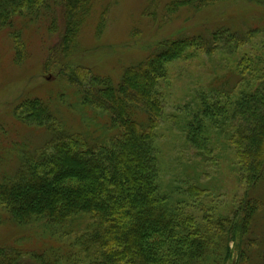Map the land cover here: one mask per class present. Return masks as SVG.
<instances>
[{"label": "trees", "instance_id": "16d2710c", "mask_svg": "<svg viewBox=\"0 0 264 264\" xmlns=\"http://www.w3.org/2000/svg\"><path fill=\"white\" fill-rule=\"evenodd\" d=\"M157 1L152 0L151 7ZM227 1L231 0H172L166 11L171 15L192 8L199 13ZM245 2L255 3L263 13L246 17L243 28L227 22L217 24L207 35L180 34L161 41L114 84L88 68L70 65L80 48L81 29L92 0H0V35L10 37L14 61L22 63L26 56V26L46 21L58 39L47 50L44 70H56L55 80L76 88L74 96L84 108L107 115L106 120L97 118L100 125L87 127L82 112L77 117L69 108L61 111L52 99L31 95L4 107L6 126L17 129L11 132L12 137L22 139L17 144L10 138V146L0 139V229L12 226L16 232L43 222L44 230H49L47 236L70 243L31 251L4 239L0 241V264H220L222 260L264 264V226L257 221L261 208L256 198L264 181V78L256 91L240 97L231 118L221 123L215 117H225L228 111H217L214 104L202 100L181 142L182 150L190 152L184 164L190 183L199 179L201 163L210 161V140L219 134L229 137L237 157L233 169L238 168L248 186L239 206L240 222L234 217L209 227L184 216L186 199L180 191L173 190L172 196L161 192L163 165L155 134L163 115L155 93L168 63L190 51L212 54L219 43L228 47L233 44L230 42H234L232 47L245 44L264 30L253 26L264 22V0ZM106 17L105 11L98 37L107 24ZM237 83L240 81H234L227 92L214 89V82L208 95H230ZM69 105L76 106L75 100ZM26 138L33 143H23ZM199 187L193 184L185 191L193 203L204 193Z\"/></svg>", "mask_w": 264, "mask_h": 264}, {"label": "rangeland", "instance_id": "374dc122", "mask_svg": "<svg viewBox=\"0 0 264 264\" xmlns=\"http://www.w3.org/2000/svg\"><path fill=\"white\" fill-rule=\"evenodd\" d=\"M171 1L158 0L156 5L151 7L152 0H92L91 12L81 29L80 48L73 55L70 65L75 69L80 66L88 68L98 77L109 78L114 84H118L125 71L131 65L144 61L161 41L173 39L180 34L207 35L212 33L217 24L225 25L227 22L232 23L235 28H243L246 17L263 13L261 8L256 9L255 3L231 0L203 9L199 13L192 8H182L176 14L168 15L166 7ZM105 11L108 12L107 24L98 37V27ZM54 12L53 9V26ZM251 21L249 24H252ZM48 24L46 21L40 24L35 21L26 26L23 43L26 56L19 64L14 61L15 54L10 37H7L6 33L0 35V139L7 140V143L2 141L4 145H11L10 138L17 144L22 139L21 136L12 137L11 132L17 129L14 125L6 126L7 115L4 113V107L23 95L39 96L44 100L52 99V103L58 105L61 111L69 108L77 117L82 112L83 122L87 127L100 125L97 124L100 123L97 118L106 120L107 115L103 112L84 108L80 101H76L77 96L74 94L78 90L65 81L55 80L58 76L56 70L52 73L44 70L48 60L47 50L58 39L56 34L50 33ZM245 26L247 24L244 25L247 31ZM253 26L264 29V22L258 21ZM230 43H233L230 47L226 43H219L218 49L212 54L199 50L190 51L184 58L168 63L155 93L163 106V115L155 130L156 147L160 151L163 165L159 179L161 192L172 196V191L178 190L182 198L191 202L194 199L185 191H189L193 184L202 186L199 188L203 189L204 193L197 198L199 200L190 204L189 200H185L182 209L184 216H191L198 224L209 227L217 225L221 220H233L234 217L236 222L241 221L243 215L239 212V206L248 186L238 168L233 169L237 157L229 137L221 134L210 140L213 153L209 162H202L199 166V179H191L189 183L184 173V164L189 160L190 152L182 150V137L186 136L189 124L194 122L202 100L214 104L218 108L217 111H228L225 117H215L218 123H221L220 120L231 118L240 97L256 91L264 78V30L252 35L245 44L232 47L234 42ZM238 80L240 83H237L234 93L208 95L212 83L215 82L214 89L224 88V91L230 92V86ZM218 83H225L226 86H220ZM74 100L76 106L71 107L69 104H73ZM70 120L72 124V116ZM213 129L216 132L215 126ZM2 132L7 135L1 134ZM29 141L33 143L27 138L22 140L27 144ZM12 145L15 147V143ZM256 198L261 208L257 221L264 226V181L256 191ZM44 224L40 222L32 228L26 227L16 232L11 230L12 226H3L0 229V241L7 239L3 242L9 241L8 243H15L23 250L31 251L43 250L51 245L65 247L70 243L69 240L61 241L47 236L49 230H44ZM220 264L229 263L222 260Z\"/></svg>", "mask_w": 264, "mask_h": 264}]
</instances>
